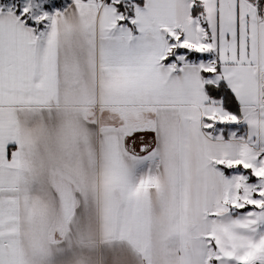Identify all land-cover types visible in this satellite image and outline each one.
Returning <instances> with one entry per match:
<instances>
[{"label":"snow or ice","instance_id":"6c2138e0","mask_svg":"<svg viewBox=\"0 0 264 264\" xmlns=\"http://www.w3.org/2000/svg\"><path fill=\"white\" fill-rule=\"evenodd\" d=\"M0 264H264V0H0Z\"/></svg>","mask_w":264,"mask_h":264}]
</instances>
